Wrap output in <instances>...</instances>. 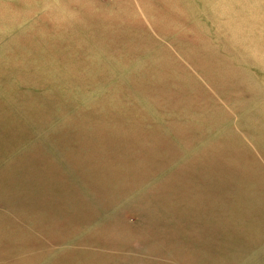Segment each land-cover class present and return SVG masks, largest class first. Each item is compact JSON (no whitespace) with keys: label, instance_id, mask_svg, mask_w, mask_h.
I'll return each instance as SVG.
<instances>
[{"label":"rangeland","instance_id":"rangeland-1","mask_svg":"<svg viewBox=\"0 0 264 264\" xmlns=\"http://www.w3.org/2000/svg\"><path fill=\"white\" fill-rule=\"evenodd\" d=\"M157 252L264 264V0H0V264Z\"/></svg>","mask_w":264,"mask_h":264},{"label":"bare ground","instance_id":"bare-ground-1","mask_svg":"<svg viewBox=\"0 0 264 264\" xmlns=\"http://www.w3.org/2000/svg\"><path fill=\"white\" fill-rule=\"evenodd\" d=\"M223 22L224 23H226V20H223ZM229 25V24H228ZM240 31L239 30H236L235 31V34L234 33H232L233 34V40H234V43L238 40V38L240 37ZM244 34V33H243ZM248 35V34H247ZM262 41V40H261ZM255 46H256V44H255ZM163 193V192H162ZM162 193L160 194V196L162 195ZM136 194H138L136 197H132L131 199H129V201L127 202V203H124L125 205L124 206H127V204H129V205H132V204H135V206L137 207V208H141V209H143V208H145L146 209V211L147 212H149V210H150V205H147V204H145L144 203V201H143V199H145V195H144V192H140V193H135L134 195H132V196H135ZM121 209V208H120ZM262 210V209H261ZM142 214H144V211L142 212ZM175 217H176V215H175ZM144 218H149V217H147V216H144ZM181 220H183V218H181ZM120 221V219H119V217L118 216H116L115 214H113L112 213V215L110 216H108L106 219H102L101 220V224H99L98 225V227L96 228V226L95 227H93V229L91 230V233L92 232H94V233H96V232H101V231H99V230H102V232L104 233V234H108V236L106 237V236H104V240H106V241H109V240H111V238L113 237V236H115V234L113 233V232H115L114 230H111L112 228H114L115 230H118L117 229V227H116V224H117V222H119ZM176 221H178V220H176ZM109 228H111V229H109ZM179 227H177V232L179 233V229H178ZM116 233V236L117 237H121V235L120 234H118V231L117 232H115ZM147 234H148V231H146L145 232V230H142V235L140 234V233H138V237H139V239H140V241L141 240H148L149 238H147L146 236H147ZM171 235V234H170ZM172 236V235H171ZM103 238V235L101 236V239ZM118 244L120 245V246H122V245H133V243L132 242H130V241H125L124 239L122 240V239H120V238H118ZM129 243V244H128ZM161 244L162 245V243L161 242H158V244ZM154 247H159V245H157V246H155L154 245ZM157 254H159V256H160V260H159V264H163V258H162V253L161 252H157ZM107 255L108 256H110V257H114L115 256V254L114 253H107ZM115 258V257H114ZM254 258L255 259H257V258H259V257H257V256H254ZM138 262H140V263H144V262H146V261H144V260H142V259H140Z\"/></svg>","mask_w":264,"mask_h":264}]
</instances>
